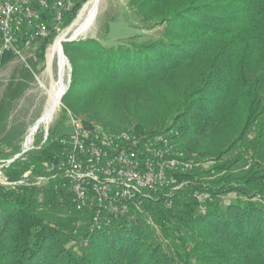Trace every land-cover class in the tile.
Here are the masks:
<instances>
[{"label": "trees", "instance_id": "16d2710c", "mask_svg": "<svg viewBox=\"0 0 264 264\" xmlns=\"http://www.w3.org/2000/svg\"><path fill=\"white\" fill-rule=\"evenodd\" d=\"M84 3L76 0L63 24ZM129 7L141 11L135 13L139 23L162 26L159 35L116 47L92 39L63 43L71 66L61 98L64 114L67 109L85 125L112 133L154 134L172 119L180 148L198 164L200 159L213 165L186 174L190 184L170 208L162 200L148 203L142 213L91 235L88 215L69 213L68 193L53 183L1 186L0 264H179L161 250L149 222L175 247L181 244L173 254L185 264H264V121L258 120L264 117V0H129ZM46 44L42 39L40 56ZM69 46L76 52L74 63ZM12 57L5 54L1 63ZM30 64L20 77H11L0 97L2 164L22 151L24 129L9 118L36 70ZM68 100L74 103L70 107ZM53 136L54 130L41 149L14 159L4 173L7 182L42 173L59 152L60 137ZM226 155L230 159H222ZM238 164L242 168L229 173ZM212 172L226 173L199 181ZM202 184L214 197L204 212L193 198ZM230 194L236 200L222 201ZM43 205L64 207L68 218L63 222L44 213ZM81 217L84 235L76 224ZM72 245L81 253L71 251Z\"/></svg>", "mask_w": 264, "mask_h": 264}, {"label": "built area", "instance_id": "2783aa9c", "mask_svg": "<svg viewBox=\"0 0 264 264\" xmlns=\"http://www.w3.org/2000/svg\"><path fill=\"white\" fill-rule=\"evenodd\" d=\"M70 7L71 0H0V63L5 54L20 58L23 49L46 38L45 18L56 27L63 25ZM66 111L69 131L58 140L57 156L44 164L42 173L18 182L37 188L53 183L55 190L63 189L71 200L69 213L88 215L89 235L117 219L142 213L148 203L162 200L170 208L172 198L190 184L183 177L200 167L180 148L176 128L154 134L112 133L87 126ZM47 138L46 133L37 146L24 143L21 153L6 166L24 153L41 149ZM193 198L202 212L214 201L205 184L193 190ZM77 234V229L72 232L74 237ZM86 244L83 240L80 245Z\"/></svg>", "mask_w": 264, "mask_h": 264}, {"label": "rangeland", "instance_id": "374dc122", "mask_svg": "<svg viewBox=\"0 0 264 264\" xmlns=\"http://www.w3.org/2000/svg\"><path fill=\"white\" fill-rule=\"evenodd\" d=\"M87 1L88 0H86V3ZM75 2L76 0H71V7L69 8L68 12L72 9ZM84 4H82L80 7L76 9L75 15L70 21L68 20L69 15L67 14L66 20L68 21H66L65 24L56 27L52 22L49 23V34L45 38L47 44L43 50L42 56H40V50H39L42 41L40 40L31 44L27 48L23 49L20 58L13 56L8 62H5L3 64L0 63V97L5 93L8 83L14 74L17 77H20L23 69L25 68L30 69L29 68L31 65L30 62L34 63L37 66L36 70L33 72L32 78L28 81L27 89L24 91L23 95L16 101L15 107L9 118V122L12 125H16L19 128L24 129L23 144L26 141L29 131L33 126H35L36 122L39 121V119H41L42 114L46 109L47 101H48V91L50 90L52 85H56L58 82V60L57 58H54L50 68H48L47 51L50 45L58 36L65 34V32L73 26ZM140 12H141L140 10L137 12L136 9L132 10L129 7V0H100L98 13L92 26L90 27L88 32H86V34H83L74 41L92 39L99 41L102 45L108 47H116L119 45L127 44L129 42L142 43L156 38L159 35L162 26L156 24H153L152 26L151 24H149L150 26H152L150 27L149 25L145 26L144 24L139 23L137 20L138 17L136 16L135 13H140ZM66 52L70 57L71 62L74 63L75 55H76L74 48L69 46L66 48ZM66 60L68 66L65 69L64 84L65 87L68 88L71 78V66L69 60L67 58ZM65 103L69 107L70 105L74 104L71 100H68ZM64 109L65 107L61 104L60 101V104L58 105L55 111L56 113H54L50 123L48 124L41 123L38 129L32 135L30 143L32 142L34 144L35 139H37L39 136H41L40 138L43 139L44 135L46 133L49 134V132L52 130H54L53 138L61 137L64 134L68 133L69 128L67 125V114L66 115L64 114ZM64 117L65 120L63 122V125L58 129V125H60V122H62V119ZM259 119L260 121H264V117L258 118V120ZM133 126L134 125H132L131 128ZM171 126H172V119H169L165 121V123L161 125L159 129L157 128L156 130H158L157 132H160L164 129L170 128ZM229 157H231V155L223 156L222 159L225 158L228 159ZM199 163H200L199 164L200 167L198 168V170L200 171H207L213 165L212 162H203V160L201 161L200 159H199ZM242 165L243 164H238L234 166L229 173L238 171L239 169L242 168ZM7 167L8 165L6 166V163L2 164V162H0V181H1L0 187L2 186V187L15 188L20 186L21 183L19 182L15 184L14 182H7L4 175ZM225 173L226 172H221V173L212 172V174H210L209 176H205V177L203 176L202 178H200L199 181L208 183L209 181H212L220 176L225 175ZM26 177H30V173H26L21 180L25 179ZM2 182H4L5 184H3ZM234 200H236V197L233 194H230L228 196H222V201L226 203L232 202ZM42 210L44 213L45 212L51 213L60 221L65 222L64 217H66L67 215L64 207L61 206L48 207L43 205ZM78 221L79 224L78 223L76 224L80 228L79 231L81 235H84L85 225L83 223L85 222L82 220V217L78 219ZM149 223L151 227H153L156 240L161 245V250H163L167 256L171 257L172 260H174V262H178L179 264H185L184 262L179 261L178 257H176L175 254H173V252H176L175 251L176 249L180 250L181 244L178 243L177 246L175 247L174 244L172 243V240H168L165 237H163V234H161V230L158 226L154 225V223L151 222ZM77 247H78L77 245L70 246L71 251H74L75 254L78 255L81 253V250H79Z\"/></svg>", "mask_w": 264, "mask_h": 264}, {"label": "bare ground", "instance_id": "6f19581e", "mask_svg": "<svg viewBox=\"0 0 264 264\" xmlns=\"http://www.w3.org/2000/svg\"><path fill=\"white\" fill-rule=\"evenodd\" d=\"M99 3L100 0H88L87 3H85L81 8L78 14V18L74 22L73 26L69 28L65 32V34L58 36L50 45L47 51L48 68H50L54 58H57L58 60V82L56 85H52L50 90L48 91L47 106L44 113L42 114L41 119H39V125L41 123H50L54 113H56L55 111L58 105L60 104L63 92L66 90L64 84V74L68 63L64 54L61 52L62 44L64 43V40L69 37L75 40L83 34H86V32H88L97 16ZM35 131L36 127L33 126L26 138L25 145H28L30 143L32 135Z\"/></svg>", "mask_w": 264, "mask_h": 264}, {"label": "water", "instance_id": "95a60500", "mask_svg": "<svg viewBox=\"0 0 264 264\" xmlns=\"http://www.w3.org/2000/svg\"><path fill=\"white\" fill-rule=\"evenodd\" d=\"M71 41H74V40H73V38L70 37L69 39L64 40V43H68V42H71ZM61 52L63 53V47H61ZM66 91H67V88H66V90L63 92L62 97L65 95ZM38 125H39V121L36 122V125H35L36 130L38 129Z\"/></svg>", "mask_w": 264, "mask_h": 264}]
</instances>
